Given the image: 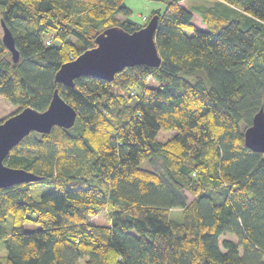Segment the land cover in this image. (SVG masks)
Wrapping results in <instances>:
<instances>
[{"label": "trees", "instance_id": "1", "mask_svg": "<svg viewBox=\"0 0 264 264\" xmlns=\"http://www.w3.org/2000/svg\"><path fill=\"white\" fill-rule=\"evenodd\" d=\"M163 1L139 22L123 0H0L19 53L0 35V95L18 105L0 121L54 88L76 110L3 159L42 177L0 187V264H264V152L243 141L264 109V0ZM152 14L159 65L54 79L104 27ZM39 182L53 187L34 199Z\"/></svg>", "mask_w": 264, "mask_h": 264}, {"label": "water", "instance_id": "2", "mask_svg": "<svg viewBox=\"0 0 264 264\" xmlns=\"http://www.w3.org/2000/svg\"><path fill=\"white\" fill-rule=\"evenodd\" d=\"M1 41L16 61L19 53L14 44L11 30L0 19ZM157 14H152L145 24L132 31L120 25L104 27L94 37V45L72 59L61 63L54 73V79L73 86L78 76H95L107 81L125 66L145 64L157 66L161 58L157 52L154 34ZM76 117L74 107L65 101L57 88L52 91L47 106L38 110L25 106L0 121V187L15 183L32 182L41 175L22 167H13L3 162L8 151L30 131L47 133L53 125L65 128L73 125ZM244 144L254 151L264 152V109L260 106L243 130Z\"/></svg>", "mask_w": 264, "mask_h": 264}, {"label": "rangeland", "instance_id": "3", "mask_svg": "<svg viewBox=\"0 0 264 264\" xmlns=\"http://www.w3.org/2000/svg\"><path fill=\"white\" fill-rule=\"evenodd\" d=\"M201 1L206 2L205 0H181L180 3L185 7H190L191 4H197ZM123 3L130 9V17L133 19L141 22L144 16H147L149 12L153 8H159L160 10L164 8L165 1L163 0H123ZM192 22L200 29H206V25L201 22L200 17L196 13H192ZM1 27H0V35H1ZM18 108V105L12 104L9 101H7L3 96L0 95V118L9 114L10 112L14 111ZM173 133V131H165L163 128H160L156 134V138L159 140H164L168 136H170ZM140 166L152 168V166L148 163V161H142L140 163ZM53 187L52 184L39 182V183H33L30 185V194L32 198L38 199L40 195L50 190ZM98 222H102L103 219L101 217L96 218ZM4 227L6 229H9L11 226V215H8L6 217V220L3 222ZM222 238H230L232 240H237L236 237H234L231 234H222L219 236V240ZM5 252V250H4ZM3 251L0 252V258L3 257L4 254Z\"/></svg>", "mask_w": 264, "mask_h": 264}]
</instances>
